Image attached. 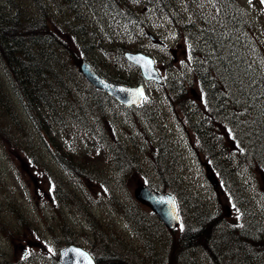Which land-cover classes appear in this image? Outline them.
Wrapping results in <instances>:
<instances>
[{"label":"rangeland","instance_id":"obj_1","mask_svg":"<svg viewBox=\"0 0 264 264\" xmlns=\"http://www.w3.org/2000/svg\"><path fill=\"white\" fill-rule=\"evenodd\" d=\"M11 1L13 5L21 2L30 13L38 12L45 2L43 8L53 15L52 28L63 44L66 59L58 53L56 57L52 47L50 67L64 78L62 92L69 96L67 109L79 117L75 120L66 114L65 125L53 122L49 131L38 129L0 66L1 90L17 109L21 122L16 128L13 118L0 110L1 127L12 130L10 145L0 139V264H56L59 249L71 244L89 251L104 264H115L114 256L119 264H143L149 258L139 241L144 230L147 243H151L149 253L155 256L154 264H165L167 250L175 255V264H209L200 243L195 244L193 238L190 246L178 247L174 243L184 231L183 223L190 221L189 214L197 209L218 213L234 227L247 224L264 230V180L253 166L231 159L225 190L221 185L213 188L207 179L208 175L219 177L209 167L205 152L198 150L201 140L195 134L197 123L214 128L216 144L212 152H217L220 159L232 153L239 156L240 149L224 124L222 112L219 111L221 124H215L214 106H207L203 99L194 63L205 49L201 45L192 47L193 42L198 43L197 34L191 20L193 11L185 0H161L158 7L147 5L146 0H121L122 10L129 15L127 20L136 24L133 30L122 26V12L109 14L107 1L41 0L39 5H34L38 0ZM233 1L251 26L248 36L254 53L245 50L253 57L258 55L260 61L256 63L261 66L264 5L259 0L251 4L248 0ZM201 5L204 10H212L207 0H201ZM10 10V1L0 0V12ZM183 25L188 27L183 29ZM128 50H141L151 56L164 84L144 82L139 71L124 60L122 55ZM82 60L102 72L117 71L133 85L143 83L147 96L142 106L124 109L104 97L98 108L94 103L86 104L89 97L85 101L83 95L88 85L78 78ZM86 123L106 130V144H101L107 149L97 141L88 142ZM53 138L67 148L65 158L72 161V167L56 156ZM109 144L125 149L127 167L132 164L130 169L135 171L129 169L124 177L118 174L115 157L110 161L107 156ZM97 149L102 152L100 159L91 155ZM160 149L168 153L165 164L172 168L170 171L183 180L173 192L178 194L183 221L173 231L154 221L152 227L132 231L120 202L131 201L151 212L134 195L146 183H160L155 169ZM234 203H240V216L228 213ZM262 252L261 247L256 249L263 259ZM257 264H264V260Z\"/></svg>","mask_w":264,"mask_h":264},{"label":"trees","instance_id":"obj_2","mask_svg":"<svg viewBox=\"0 0 264 264\" xmlns=\"http://www.w3.org/2000/svg\"><path fill=\"white\" fill-rule=\"evenodd\" d=\"M9 1L11 10L4 20L9 24L19 26L21 34L6 30L3 24H0V66L8 77L12 91L23 103L25 111L29 113L38 129L42 128L44 131H49L53 122L56 125H65L64 115L66 114H71L77 120L79 116L67 109L68 100L66 98H69V96L62 92L64 78H61L50 67V61L53 59L52 47H54L56 57L58 53L62 56L61 59H66V57H63V44L59 41L52 28L53 15L43 8L45 2L42 3L41 9L36 12L39 17L34 18L32 17L33 13L28 12V9L21 2L16 1L13 5L12 1ZM99 1L102 3L107 1L109 5L108 12L111 16H116L117 13L122 12V26L129 30L134 29L136 24L127 20L129 15L125 13V10H122L121 0ZM146 2L147 5L155 7L162 3L161 0H146ZM207 2L212 7L211 11L203 9L201 0H185L186 6L193 11L191 20L195 23V33L197 34L198 43L195 44L193 42L192 47L197 49L201 45V48L205 49L204 52L197 55L199 59L196 63L201 64L197 65L194 63V70L200 82V89L205 104L212 108L214 106L215 120L213 122L221 124L222 118L219 112L216 111L219 109L222 112L224 124L229 127L231 134L234 135V142L240 149V155L236 156L232 153L222 160L217 152L213 153L212 149L216 144L215 130L211 126L204 125L203 122L195 125V134H198L201 140V147H198V150L205 152L207 161L210 164L209 167L216 170V174L219 177V180L217 179L218 184L225 190L226 184H224V180H229L230 169L228 166L232 164L231 159H237L242 163L253 166L264 180V69L262 68L264 63L261 66L257 64L256 61H260L258 55L253 57L252 54L245 50L247 48L254 53L251 44L252 40L248 36L251 26L246 20L243 10L233 0H207ZM40 3L41 0H38L35 1L34 5H39ZM164 6H166L165 3ZM29 22L39 27V30L28 32L30 28ZM181 27L184 29L188 25ZM202 59L206 63H203ZM95 71L115 83L130 84L117 71L102 72L96 69ZM78 78L81 81L83 80L80 75H78ZM22 92L32 99V105L20 98ZM86 97H89L87 98L88 102ZM101 97L110 100L106 95L90 86L86 88L83 95L86 104L91 106L94 103L97 108ZM0 110L3 115L5 113L13 118L16 128L20 127L19 123L21 122H19L14 108L6 93H4V89L3 92L1 90V82ZM91 118L93 121L94 118ZM66 130L68 134L71 133L69 128H66ZM11 132L10 128H3L0 125V139L7 145L11 144ZM84 133L89 143V140H94L101 147H103L102 142L106 144L105 135L107 132L102 127L97 130L86 123ZM108 146L109 152L107 156H109V160L112 161V157H115L118 174L120 173L122 177L127 176L128 174L126 173L132 167V164L127 167L129 158L125 149L119 145L114 147L109 144ZM53 147L56 156L62 158L64 163H68L72 167V161L65 158L67 148L56 138H53ZM103 149L107 148L103 147ZM91 155L98 159L102 158V152L98 149L97 153L93 152ZM167 158L168 153L162 149L156 153L155 169L161 181L157 185L155 184V189L161 192L172 191L173 194L183 180L170 171L172 168L165 164ZM130 170L132 172L135 171L133 169ZM173 195L179 202L178 194ZM121 202L120 207L122 208L123 216L132 231L152 227L153 221L159 224L151 212L139 208L138 205L131 201H123V204ZM238 207H240V203L230 204L228 213L240 216L241 210ZM179 212L181 221H183L182 210ZM189 217H191L190 221L183 223L182 228L184 230L196 229V231H200V234H203L200 245L209 264H257L263 262L264 258L262 259L261 254L256 253V249L261 247L264 256L263 229L257 232L253 227L249 228L252 231L244 236L242 229L245 225L240 224L234 227L231 222L224 221L218 213L211 212L210 214L207 211L197 209L193 213L191 212ZM247 227L248 225L245 229ZM145 233L146 230L140 235L139 241L144 246L149 258L146 255L143 259H147L142 263L154 264L155 256L153 253H149L151 243H147ZM191 233L194 234V232ZM211 233L212 237H209ZM246 239L248 240L245 241ZM190 240H192V237L190 239L187 238L184 236L183 231L182 235L174 243L178 247H184L186 246L185 243ZM164 242L168 245L170 244V242L165 240ZM235 243L245 244L246 249L253 256L249 258L244 255H238L232 249L233 255L229 254L226 251L227 247L233 246ZM167 253L168 258L165 264H175V255L170 254L168 250ZM94 258L97 264H104L100 258L96 256ZM114 262L119 264L116 262L115 256Z\"/></svg>","mask_w":264,"mask_h":264},{"label":"water","instance_id":"obj_3","mask_svg":"<svg viewBox=\"0 0 264 264\" xmlns=\"http://www.w3.org/2000/svg\"><path fill=\"white\" fill-rule=\"evenodd\" d=\"M150 38L153 39L151 36ZM124 58L139 68L142 77L146 81H154L158 84L163 83L162 78L154 67L153 60L149 56L140 52H125ZM148 61L152 63L149 64ZM79 71L90 85L105 92L108 96L125 107L139 106L145 98L142 84L137 86H125L107 81L95 73L86 61H82L79 64ZM137 89H143V97L136 95ZM208 179L211 180L213 186H215L211 177H208ZM134 196L137 200L147 203L156 217L167 228L172 229L178 224L176 204L170 194L159 193L145 184L135 192ZM77 250L86 253L90 258L91 264H96L86 251L73 245L63 247L59 250L57 264H89V260L81 257Z\"/></svg>","mask_w":264,"mask_h":264},{"label":"bare ground","instance_id":"obj_4","mask_svg":"<svg viewBox=\"0 0 264 264\" xmlns=\"http://www.w3.org/2000/svg\"><path fill=\"white\" fill-rule=\"evenodd\" d=\"M7 14H8V12H2V13L0 12V24H1V25L3 24V26L6 28V30H9V31H11V32H15L16 34L19 33V35H20L21 33H20V27H19V26L14 25V24H9V23H7V22L4 20V18H7ZM32 17H34V18H38L39 16H38L37 13H33V14H32ZM29 25H30V28L28 29V32L38 31V30H39V27L34 26L32 22H29ZM6 77H7V75H6ZM20 98H21L23 101L29 103L30 105L33 104V103H32V99L29 98V97L27 96V94H24L23 92H22ZM14 111L17 113V109H14ZM216 111L219 112V109H217ZM17 114H18V113H17ZM246 226H247V224H246L245 227L242 229V231H244V233H243L244 236H246L249 232H251L252 230H250L249 228H252V227H253V226L248 225L247 229H245ZM253 229H254V227H253ZM254 230H255V229H254ZM256 231L258 232V230H256ZM191 232H194V234H192ZM199 232H200V231H199V230L196 231V229H187V230H184V236H186V237L189 238V239L192 237V238H193V242H194L195 244H199L200 241H201V238H202V236H203V234H200ZM185 245H186V246H190V245H189V242H186ZM231 249L234 251V253H236V254H238V255H244V256H247V257H249V258H251V257L253 256V254L250 253V252L246 249L245 244H243V243H235L233 246H229V247H227L226 251H227L229 254L233 255Z\"/></svg>","mask_w":264,"mask_h":264},{"label":"snow or ice","instance_id":"obj_5","mask_svg":"<svg viewBox=\"0 0 264 264\" xmlns=\"http://www.w3.org/2000/svg\"><path fill=\"white\" fill-rule=\"evenodd\" d=\"M248 2H249V4H251L252 0H248ZM260 4L264 5V0H260ZM148 63L151 64L152 62L148 61ZM136 95L143 97L144 96L143 89H137L136 90ZM49 251H51V249H49ZM77 251H78V254L81 257H84L85 259H88L89 260V264H91L90 258L88 257V255L86 253L80 252L79 250H77Z\"/></svg>","mask_w":264,"mask_h":264},{"label":"flooded vegetation","instance_id":"obj_6","mask_svg":"<svg viewBox=\"0 0 264 264\" xmlns=\"http://www.w3.org/2000/svg\"><path fill=\"white\" fill-rule=\"evenodd\" d=\"M196 253V252H195Z\"/></svg>","mask_w":264,"mask_h":264}]
</instances>
